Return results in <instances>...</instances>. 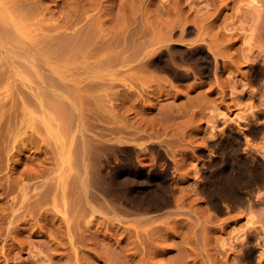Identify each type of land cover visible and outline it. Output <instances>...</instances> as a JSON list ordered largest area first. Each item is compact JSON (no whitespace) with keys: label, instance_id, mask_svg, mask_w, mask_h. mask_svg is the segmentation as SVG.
Instances as JSON below:
<instances>
[{"label":"rangeland","instance_id":"rangeland-1","mask_svg":"<svg viewBox=\"0 0 264 264\" xmlns=\"http://www.w3.org/2000/svg\"><path fill=\"white\" fill-rule=\"evenodd\" d=\"M88 1L37 3L46 11L43 17L57 19L71 5L85 2L88 12L105 19L104 36L114 21L109 16L126 13L140 41L163 38L168 32L166 43L176 46L165 51L162 61L174 53L177 64L138 70L119 62L111 68H73L68 73L67 78L101 81L83 91L87 95L80 103L88 148L87 194L80 183V158L76 164L60 163L54 137L36 121L35 104L21 105L17 92L22 95L26 88L8 78L9 90L0 89V97L9 94L0 98V103L5 101L3 108L0 104V264H264V33L259 34L252 19L257 4L264 10V0ZM50 19L45 21L53 22ZM195 45L205 52L211 46V69L201 77L192 67L200 61ZM75 56L70 61L83 60ZM31 118L40 124L39 134L29 127ZM112 125L137 130L131 132L141 136L136 143L114 140ZM228 131L241 140L239 154L248 160L243 195L213 208L205 200V187L221 180L218 173L233 156L222 144ZM247 131L252 134L245 137ZM103 139L107 146L102 149L98 142ZM230 169L238 172L235 163ZM155 171L163 172L157 200L169 205L145 212L125 205L129 221L110 219L109 202L117 211L122 195L145 202L156 193ZM12 180L32 184L27 203L21 205L17 190H8ZM103 180L108 187L102 186ZM178 204L185 211H174Z\"/></svg>","mask_w":264,"mask_h":264},{"label":"bare ground","instance_id":"bare-ground-1","mask_svg":"<svg viewBox=\"0 0 264 264\" xmlns=\"http://www.w3.org/2000/svg\"><path fill=\"white\" fill-rule=\"evenodd\" d=\"M89 1L88 3L92 2V0L90 2ZM258 1L259 0H251L252 3H258ZM38 3L37 0L36 1L35 0H0V89L4 88L3 92L5 90L7 91L9 86L7 88L6 86L9 82L8 79L9 77H12V79L15 80L14 82L21 84L26 88V91L22 95L19 92H17L20 95L22 107L24 108L27 104L30 105V103L35 104L34 111L35 112L38 111V112L37 113L33 112V113L39 116L38 118L39 120H37L36 118L35 119L37 122H40L41 128L44 129V132L46 131L45 133H48V135L50 134V137L51 135L54 137L55 139L54 144L58 149L57 151L60 156V161H61L60 163L62 165H66V164L71 165L75 163L78 158H80L81 168L83 169L82 171L83 173L79 171V176L81 181L80 183L82 184V188L84 192L87 194V189H89L88 188L89 182L88 180H86L85 175L89 166L87 167L88 162H86L87 160L85 159L84 153L86 154V150H88V148L86 146L84 134L82 132V127H81L84 120H82L83 113L80 107V103L84 102L83 99H85L87 95V94H83V91H85V89L87 88H94L95 86L97 87L101 81L100 82L95 81V79L90 80L87 79V77L83 79L80 77H79L80 79L67 78V75H69L68 73L69 72L71 73L73 68L87 69V68H99L101 66L103 68L104 67L111 68L112 66L118 64L119 62L121 63L122 66H129L131 68H137L138 70H142L140 69L141 67H149V66L150 67L153 66L154 68H158L162 70L168 64L172 65V67L173 65L177 64L176 59L173 56L174 53L173 54L169 53L170 54L169 60L168 58L165 59L168 60L167 62L162 61L165 51H170L173 46H176V44L166 43L170 39L169 36L167 35L168 32L167 34H165L168 36V38H164L167 37L164 35L163 38L160 37V38L140 41L139 40L140 38L137 37L139 35H136L138 31L137 27L133 26V21L132 23H127L126 13H122L120 17L119 15L117 16L113 15L118 18L116 17L112 18L109 16V18L113 19L114 21L111 22L112 24H109L110 25L108 29L109 34L107 36H104L105 35L104 33H106L107 28L104 31L105 23L104 25L102 23L104 22L105 20L104 17L106 18V16H103L102 14L104 19L102 21L100 16L101 14L98 15L97 14L98 12L95 11L97 15L95 13L88 12L87 9L89 10L90 8H87V6L85 7L84 5L85 2H83L84 6L81 5L79 7H77V4H74L76 5V8L74 7V5H71L73 8L72 7H70V9L67 8V10L68 9L69 10L68 12L66 11L64 17L61 16L62 14L60 15L61 18L58 17L59 19L58 18L55 19L56 17L55 18L50 17L52 19L54 18L53 22H48L51 19L46 17V15H44L43 17L42 14L45 11L44 7L43 9H41L42 6L40 8L39 7L40 5ZM251 4L249 6L250 8L252 7ZM93 5L95 7V4ZM255 5L256 4H254V6ZM260 5L262 6L263 4L260 3L257 4L255 8V12L254 13L252 12L253 14L252 19H254V25L256 26V29H258V32L261 35L262 32L264 33V10L261 11V9L259 8ZM96 7H98V5H96ZM129 7L131 8V6ZM127 8L128 7H124V9L123 8L120 9L122 11H125V9L126 11H128ZM116 12L117 13L119 12L118 14H120L119 9ZM41 15L43 18H40ZM50 16H53V14L51 15L50 13ZM45 17L48 19V21L47 20L45 21L46 19ZM109 18L107 17L106 19ZM111 19L109 20V23ZM183 28H185V25H183ZM186 28L189 29L191 28V26L188 24ZM199 47L201 48V45H195L193 48L199 49ZM210 47L211 46H208V52L207 51L205 52V50L203 49L201 50L199 49L200 55L198 56V58L200 61L196 60L192 62V67L194 68L193 70L197 73V75H199L198 77H201L204 73L209 72V70L211 69L210 68L211 62L209 61L208 58ZM218 54H219L218 52L214 53V63H217L218 61L217 58ZM75 55L77 56L82 55L83 60L82 61L80 60L78 63L75 61H70V57L72 56L74 57ZM89 56L95 59L92 62H89L88 59L90 58L87 59V57ZM255 64H253L252 66H254ZM179 76L181 75L179 74ZM183 77H185V75ZM6 80L7 83L5 82ZM7 95L9 94L7 93ZM4 96L5 95H3L2 97L5 100V98H7L8 96L7 97ZM2 97L0 98L3 99ZM3 102L5 103V101ZM4 103H2L1 100L0 104L4 105ZM3 105L1 106L2 108ZM35 109L38 110L36 111ZM31 112H32V108L30 109V116L32 117L34 114L32 113L33 114L32 115ZM35 119H33L32 121L31 118L30 120L33 123ZM1 120L2 119L0 116V121ZM37 122L36 123L34 122L35 126H33L34 124L30 122L31 125H29V127L31 126L33 129L35 127V130L36 128H40V126H36V125H40L37 124ZM125 128L126 126L114 127L112 125L110 131L113 134L114 140H118L120 142L121 141L124 142V140L135 142L141 136L138 135L140 133H136L137 130L132 129L133 131H136L132 133L131 129L129 128L125 129ZM128 129L129 131H126ZM36 131L35 133L38 134L41 132V130H39L40 132L39 131L36 132ZM223 131L224 130L221 129L220 133H223ZM247 132H248L247 134H244L245 137H248L249 135L252 134L251 131H247ZM42 133L40 135H42ZM78 133H81L83 136L82 137L78 136ZM77 136L81 137L78 138V141L81 140L80 141L81 152H77L78 151V146L76 145ZM142 136L144 137L145 135ZM17 137L14 138L15 141L17 140ZM94 140L96 141V139ZM107 142H109V140ZM98 143L97 144L102 149L105 146H107L104 139L103 141L99 140ZM94 144L92 145L95 148L96 146H94ZM222 144L229 146L230 151L233 152V156L227 159L226 167L223 170L219 171L218 175L221 177V180L211 181L205 187V189H207L205 200L213 208L218 207L219 203H225L227 201H235L236 199H239L243 195L241 194L240 190L241 188H243L242 186L244 185L242 184V180L244 177V172L247 169V162H248L246 157L244 158L240 156L239 149L241 148L240 147L241 140L239 141V139L236 138L235 135H233V132L232 133L230 131L226 132ZM150 145H154V144L150 143ZM221 152L220 155L222 154ZM233 163H235L238 167L237 173L232 172L230 169ZM59 165L58 167H60ZM64 169H66V167ZM64 172H61V174ZM162 173H163L162 171L154 172V176L155 178H157L156 180H157L158 190L153 196H151L145 202H143L144 200H142L141 198L127 197L122 195L120 196L119 210L116 211V208L113 207L114 204L112 205L110 204V202L107 204L106 201L105 202L103 201L104 203L107 204L106 207L111 211V214L109 216L110 219H116L119 222L129 221L131 219V216H130V212L126 210L125 205L131 209H135L137 207L141 208L143 209L144 212L151 211L152 209L158 211L164 209V207H167L169 205L168 201L162 200L163 202H161V200H157L158 196H160L163 187L160 181V178L162 177ZM61 177L63 178V175ZM47 179L50 180L49 178ZM12 181L13 182H11L9 186H7L9 188L8 190H17L18 191L17 195H19L18 193H20L21 196V200H20L21 205L24 204V202L27 203V200L29 199L27 198L28 195L27 188L29 185L31 186L32 184H29L30 182L26 183L25 181H23L22 183H19L17 180H12ZM61 181H62L61 183H63L62 179ZM104 181L105 180H103V183ZM47 182L48 181H46V183ZM55 183H58V181H56ZM103 183L102 186H104L105 188L108 187L110 184L108 182L104 184ZM30 188L31 187H29V190ZM36 188H38V186H34L33 189L36 190ZM245 191L246 190H244V192ZM32 193H34V191ZM18 200L19 199H17V202ZM178 205L174 207V211L176 212L183 210L185 211L183 207ZM19 206L16 208L19 209ZM106 207L105 209H107ZM13 209L14 208H12V210ZM98 209L99 208L96 209L98 213L102 211V209L101 210ZM172 211L173 210L168 212H172ZM102 212L104 213V211ZM110 259L112 260V258Z\"/></svg>","mask_w":264,"mask_h":264}]
</instances>
